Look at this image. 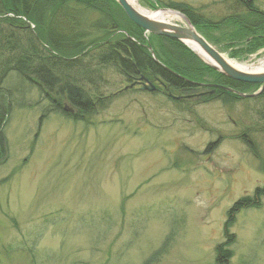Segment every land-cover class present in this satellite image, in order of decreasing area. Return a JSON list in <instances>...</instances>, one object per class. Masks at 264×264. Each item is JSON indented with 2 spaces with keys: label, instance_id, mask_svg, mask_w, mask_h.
Listing matches in <instances>:
<instances>
[{
  "label": "rangeland",
  "instance_id": "rangeland-1",
  "mask_svg": "<svg viewBox=\"0 0 264 264\" xmlns=\"http://www.w3.org/2000/svg\"><path fill=\"white\" fill-rule=\"evenodd\" d=\"M136 1L176 11L177 25L186 16L170 5L190 6L228 59L264 57V47L230 57L234 29L214 23L233 0ZM255 5L264 12V0ZM85 84L93 112L77 116L48 110L55 99L71 107L55 89L16 94L0 154V264H264V195L232 208L264 187V103L122 90L131 80L112 65Z\"/></svg>",
  "mask_w": 264,
  "mask_h": 264
},
{
  "label": "trees",
  "instance_id": "trees-1",
  "mask_svg": "<svg viewBox=\"0 0 264 264\" xmlns=\"http://www.w3.org/2000/svg\"><path fill=\"white\" fill-rule=\"evenodd\" d=\"M233 1L237 4L234 13L214 25L228 22L232 26L236 37L232 43L237 49L236 55L231 52L230 57H237L264 47V12L258 9L255 0ZM170 7L182 12L194 26L209 22L193 13L190 6ZM23 17L34 25L33 29L26 26ZM0 28V154L3 130L16 106L19 88L28 85L48 92L55 89V96L66 97L74 109L72 116L92 113V95L85 83L97 71L106 73L108 65L127 79L131 75L160 79L171 91L190 87L193 82L225 86L232 91L216 89L205 99L219 101L227 108L241 102L260 107L264 103V90L254 97L237 94H249L257 85L219 74L179 41L146 35L114 0H0ZM12 79L18 80L19 88L12 87ZM49 102L48 110L64 113L56 99ZM256 110L252 132L262 117L260 109ZM243 141L250 145L249 140ZM263 195L264 187L256 188L252 198L240 199L232 208L256 207V199ZM219 249L220 245L218 252ZM218 254L225 256L224 252Z\"/></svg>",
  "mask_w": 264,
  "mask_h": 264
},
{
  "label": "water",
  "instance_id": "water-1",
  "mask_svg": "<svg viewBox=\"0 0 264 264\" xmlns=\"http://www.w3.org/2000/svg\"><path fill=\"white\" fill-rule=\"evenodd\" d=\"M119 7L123 10L126 17L136 26L141 28L146 34H151L155 36H163L169 39H173L176 41H179L183 44H186L187 42H191L196 44L211 60V63H207L206 61H203L216 70L218 73L222 74L223 76L236 80L241 81L245 83L250 84H257L261 85V90L264 89V71L263 72H244L241 70H238L234 67H232L226 59L223 57V55L217 51L212 45H210L206 39L197 32L195 27L192 25V23L186 20V25H177L172 24L169 22H163V21H156L153 20L141 13H139L134 7L128 3L127 0H114ZM167 10V9H164ZM149 51L151 52V48L148 47ZM153 57V55H152ZM154 58V57H153ZM154 60H156L154 58ZM139 85V88L141 90H145L148 92H151L155 89V86L149 82L144 77H141L140 80L136 83ZM134 86L133 84H130L129 86L125 87L124 89L131 88ZM208 87H222L214 84L207 85ZM223 89L232 91L230 88L222 87ZM240 96H246L239 94ZM171 98H176L172 95H168ZM64 110H68L67 108H64Z\"/></svg>",
  "mask_w": 264,
  "mask_h": 264
},
{
  "label": "bare ground",
  "instance_id": "bare-ground-1",
  "mask_svg": "<svg viewBox=\"0 0 264 264\" xmlns=\"http://www.w3.org/2000/svg\"><path fill=\"white\" fill-rule=\"evenodd\" d=\"M132 7H134L139 13L156 21L171 22L176 19H181L182 16L174 11L167 10H148L141 7L136 0H127ZM186 45L198 54L207 63H213L212 60L194 43L187 42ZM223 57L234 68L244 72H263L264 71V57L259 59L256 63H238L228 59L225 55Z\"/></svg>",
  "mask_w": 264,
  "mask_h": 264
},
{
  "label": "flooded vegetation",
  "instance_id": "flooded-vegetation-1",
  "mask_svg": "<svg viewBox=\"0 0 264 264\" xmlns=\"http://www.w3.org/2000/svg\"><path fill=\"white\" fill-rule=\"evenodd\" d=\"M141 76H143V75H135L133 77L131 75L129 77L130 80H131V83H137L140 80ZM143 77H145V76H143ZM145 78L148 79V81H152L153 80L152 82H155V83L161 85V89H158L156 87V89L154 90L155 92H160L163 95H168L170 93H172V94L178 93L177 97H179L178 100H180V101H187L188 102L190 100H195V99H199V98H202V99L204 98L205 99L207 96H210V95L214 94V93H212V94L211 93H204V92L214 88V87H208L207 86V85L214 84V83L193 82L190 87H187V88H184V89L178 90V91H171L170 88L167 87L162 80H160V79H149L148 77H145ZM133 88H137L138 89L139 88L138 84H135L133 86ZM216 89L224 90L222 88H214L213 92H215ZM199 90H202V91H199ZM187 96H189V97H187Z\"/></svg>",
  "mask_w": 264,
  "mask_h": 264
}]
</instances>
